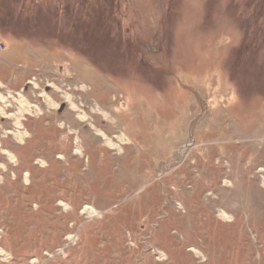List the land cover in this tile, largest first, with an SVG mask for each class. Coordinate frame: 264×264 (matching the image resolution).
Listing matches in <instances>:
<instances>
[{
    "label": "rangeland",
    "instance_id": "374dc122",
    "mask_svg": "<svg viewBox=\"0 0 264 264\" xmlns=\"http://www.w3.org/2000/svg\"><path fill=\"white\" fill-rule=\"evenodd\" d=\"M0 94V264H264V0H0Z\"/></svg>",
    "mask_w": 264,
    "mask_h": 264
},
{
    "label": "crops",
    "instance_id": "0c3cea01",
    "mask_svg": "<svg viewBox=\"0 0 264 264\" xmlns=\"http://www.w3.org/2000/svg\"><path fill=\"white\" fill-rule=\"evenodd\" d=\"M0 96L1 97H3L4 98V100H1L0 99V101H6L7 100V98H8V96H3V95H1L0 94ZM4 106H5V108L6 107H9L10 106V101H7V102H5L4 103ZM0 111L2 112V114H1V112H0V121H1V119H3L4 121H8L9 122V118H15V116H12L13 114H10L9 115V113L7 114L6 113V111L3 109V108H0ZM2 117V118H1ZM6 117H8V118H6ZM9 119V120H8ZM17 119V123H18V120H19V118H16ZM11 124V128H12V131H10L9 132V130L8 131H2V132H0V156H5V155H7V153H8V151L5 149H2V142H3V140H1V138H5V137H7V136H12V139L14 140V141H16V142H20V140L21 139H23V138H25L26 137V129L24 130V131H18V130H16V129H20V128H22L20 125H15L13 122H11L10 123ZM25 127H24V124H23V129H24ZM2 129V125L0 124V130ZM25 136V137H24ZM7 151V152H6ZM1 165V164H0ZM1 167V166H0Z\"/></svg>",
    "mask_w": 264,
    "mask_h": 264
},
{
    "label": "bare ground",
    "instance_id": "6f19581e",
    "mask_svg": "<svg viewBox=\"0 0 264 264\" xmlns=\"http://www.w3.org/2000/svg\"><path fill=\"white\" fill-rule=\"evenodd\" d=\"M0 99L1 100H4V98L3 97H1L0 96ZM10 99V98H9ZM3 105H4V103H3ZM5 110V109H4ZM6 111V110H5ZM41 111V110H40ZM1 112V111H0ZM13 116V115H12ZM16 116V115H15ZM17 117V116H16ZM21 117V116H20ZM17 120V119H16ZM105 137V136H104ZM105 139H106V141H108L109 143H111V141L110 140H108L106 137H105ZM112 144V143H111ZM259 163V162H258ZM260 164V163H259ZM264 164V163H263ZM262 164V165H263ZM255 166V165H254ZM248 174H250V173H248ZM245 178V177H244ZM253 182V181H252ZM263 184H264V178H263ZM255 186V185H254ZM234 188V187H233ZM261 190V189H260ZM239 193H240V191H239ZM12 259V258H11ZM9 261V260H8ZM3 263V262H2Z\"/></svg>",
    "mask_w": 264,
    "mask_h": 264
},
{
    "label": "trees",
    "instance_id": "16d2710c",
    "mask_svg": "<svg viewBox=\"0 0 264 264\" xmlns=\"http://www.w3.org/2000/svg\"><path fill=\"white\" fill-rule=\"evenodd\" d=\"M30 118H31V117H30ZM11 261H14L13 257H12Z\"/></svg>",
    "mask_w": 264,
    "mask_h": 264
}]
</instances>
